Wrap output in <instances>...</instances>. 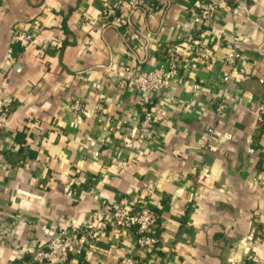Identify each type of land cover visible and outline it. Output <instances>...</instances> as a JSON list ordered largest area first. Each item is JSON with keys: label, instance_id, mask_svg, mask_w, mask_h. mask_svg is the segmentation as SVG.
I'll return each instance as SVG.
<instances>
[{"label": "crops", "instance_id": "1", "mask_svg": "<svg viewBox=\"0 0 264 264\" xmlns=\"http://www.w3.org/2000/svg\"><path fill=\"white\" fill-rule=\"evenodd\" d=\"M216 1L208 22L195 21L201 0H152L105 24L104 0H0L1 97L11 105L0 131V264L74 226L94 235L65 264L145 256L129 230L107 223L120 194L149 199L165 264L264 259V0ZM13 25L33 41L13 44L6 68ZM169 47L186 63L183 80L148 97L160 122L140 138L141 95L123 66L158 67ZM74 99L82 112L69 109ZM208 127L232 137L209 151Z\"/></svg>", "mask_w": 264, "mask_h": 264}, {"label": "built area", "instance_id": "2", "mask_svg": "<svg viewBox=\"0 0 264 264\" xmlns=\"http://www.w3.org/2000/svg\"><path fill=\"white\" fill-rule=\"evenodd\" d=\"M152 0H104L100 10V19L102 23H124L121 13H127L135 8L147 7L151 5ZM220 5L216 0H201L198 10L195 13L196 23H203L212 20L219 15ZM134 38L136 35L133 34ZM188 39H191L188 37ZM10 45L5 51L4 67L8 68L15 63L13 55V44H19L22 48L28 47L33 41V35L22 30L18 25H13L10 29ZM169 47L167 55L164 58V64L158 67L143 68L135 63L124 65V71L132 72L130 85L141 95V120L138 127V136L140 138H152L158 131L160 119L154 110L147 107L148 97L150 95H159L165 89L172 87L173 82L180 83L183 80L181 68L186 63L174 53ZM239 55L236 51L229 52L224 58V62L232 68ZM126 79L122 78L120 86H124ZM223 82L230 83L231 75L228 73L223 77ZM227 88L221 90L219 99L216 100L214 113L220 115L226 111L227 100L225 93ZM3 87L0 85V131L9 120L11 105L1 97ZM260 107H264V96L261 98ZM69 109L82 112L84 105L80 99H74L69 104ZM260 126L264 128V120L260 119ZM112 131L113 128H110ZM206 140L205 148L214 151L217 145L222 141L232 137L230 132H216L213 127H208L202 135ZM209 173L203 171L200 177L207 178ZM90 182V181H88ZM107 223L112 229L129 230L132 235L134 247L140 249L145 256H136L133 254L125 255L119 264H165L166 257H160L157 254L159 246V224L158 215L149 199L130 198L120 194L114 205L108 209ZM104 225V224H103ZM94 233L89 227L74 226L64 231H58L47 243L28 250L29 258L19 261L18 264H65L69 255L78 248L83 241L93 237ZM264 264V259L256 254L248 253L240 262L229 260L227 264Z\"/></svg>", "mask_w": 264, "mask_h": 264}, {"label": "trees", "instance_id": "3", "mask_svg": "<svg viewBox=\"0 0 264 264\" xmlns=\"http://www.w3.org/2000/svg\"><path fill=\"white\" fill-rule=\"evenodd\" d=\"M198 28H201V25H200ZM158 232H159V228H158ZM28 258H29V257H27V258H25V259H24V258H21L20 261H21V260H26V259H28Z\"/></svg>", "mask_w": 264, "mask_h": 264}]
</instances>
